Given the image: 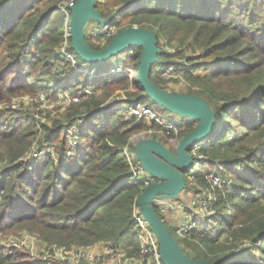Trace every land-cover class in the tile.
<instances>
[{
  "label": "trees",
  "instance_id": "1",
  "mask_svg": "<svg viewBox=\"0 0 264 264\" xmlns=\"http://www.w3.org/2000/svg\"><path fill=\"white\" fill-rule=\"evenodd\" d=\"M64 1L0 0V102L11 95H35L43 80L53 84L47 99L63 89L81 95L78 102L57 107L59 115H53L52 106L0 108V230H25L66 246L123 242L136 251L133 215L146 185L132 173L124 150L134 151L128 140L147 121L126 117L122 106L156 104L136 78L142 46L119 53H129L123 66L135 70L133 77L78 73L83 67H104L118 55L98 63L82 60L71 47L64 21L71 8ZM94 6L111 22L120 16L118 31L150 29L159 47L162 38L176 41L173 52L160 48L149 70L151 81L170 90L159 70L175 65L190 84L178 92L204 98L215 112L214 127L198 142L207 159L192 178L184 174L185 190L211 195L213 213L178 234L157 206L156 212L192 258L264 264V0H95ZM110 39L102 33L86 36L94 49ZM63 44L78 59V68L64 57ZM169 54L180 60L164 59ZM85 88L91 92L83 94ZM159 112L169 118L166 112L173 113L165 107ZM72 124L79 126L80 141L70 147ZM196 124L195 119L176 120L177 136ZM51 147L55 155L46 152ZM43 150L44 160L37 161L34 152ZM211 172L227 181L214 184L206 177ZM12 247L0 245V264H45L28 248Z\"/></svg>",
  "mask_w": 264,
  "mask_h": 264
},
{
  "label": "water",
  "instance_id": "2",
  "mask_svg": "<svg viewBox=\"0 0 264 264\" xmlns=\"http://www.w3.org/2000/svg\"><path fill=\"white\" fill-rule=\"evenodd\" d=\"M94 5L95 0H76L74 5L70 6L69 35L71 47L76 54L88 62H102L130 45H141L136 78L146 94L173 113L197 120L195 127L174 144V151L158 138L142 133L133 135V154L143 168L156 179L141 191L138 207L157 237L162 261L165 264H210L205 259L190 257L181 249L164 220L156 212L154 199L169 195L177 197V193L185 188L184 174L189 173L193 166L190 147L200 142L212 130L215 112L200 96L165 90L151 81L149 70L151 64L159 59L160 53L158 38L152 30L139 26L126 27L115 33L103 48H92L86 41L89 24L91 21L98 24L108 21V18L101 17Z\"/></svg>",
  "mask_w": 264,
  "mask_h": 264
},
{
  "label": "built area",
  "instance_id": "3",
  "mask_svg": "<svg viewBox=\"0 0 264 264\" xmlns=\"http://www.w3.org/2000/svg\"><path fill=\"white\" fill-rule=\"evenodd\" d=\"M75 2L76 0H66L65 3L67 6H72ZM115 17L117 18V15ZM112 24L113 22L108 20L104 24L97 23V26H103L102 28L105 32V35L112 37L115 33V28L111 26ZM97 26H94L93 28L88 27L86 36L95 34L97 32V29H95ZM160 48H162L161 45ZM62 52L66 60L69 61V64H71L74 68H78V59L75 57V55L70 50H66L65 48H62ZM123 72H125L129 77H133L135 71L132 69L131 73H128V69H125L123 65L117 63L115 67L104 72V74H107V76H109L117 75ZM159 75L165 78L177 77L180 76V73L177 72L175 68L168 67L167 69L159 70ZM169 87L172 88L173 86L169 84ZM90 92L91 90L89 88H85L83 90V94H88ZM58 95L60 96L58 102H60L61 104L78 102L81 98V95L71 92ZM39 96L40 98L23 96L19 97L17 100L22 101L23 103H31L33 101H36L38 98L41 99V101L46 100L42 93H40ZM122 108L124 112H127L131 116H135L137 118L145 117L152 121H156L162 130L166 131L167 133H173L171 142L178 141V128L175 125L174 120L165 118L158 111L153 110L150 106L142 102L123 104ZM78 130L79 126L77 124H72L68 127L67 134L69 133L74 135L76 139V133L78 132ZM46 152L54 153L55 151L54 148L51 147ZM124 152L131 164L132 173L135 176L142 178L146 186L156 181V179L143 168L140 161L135 158L134 155H131L130 151H127V147H125ZM190 153L193 157V166L188 173V176L192 178V173L200 167V165L207 159V156L202 151V145L200 143L195 144L192 147ZM33 156L37 157V153L34 152ZM206 177L217 185H221V183L227 181L219 174L212 172L208 173ZM210 198V194H208L207 196L201 195L199 197L191 199L190 202L186 205L183 204V202L180 200L176 201L175 205L185 211V220L183 223H180L181 228L176 229L178 234H183L189 228L193 227L198 221H201V219L206 218L205 220H208L207 215L213 213L211 207L209 206ZM157 200L159 201V203H165L164 199L155 198V204ZM133 216L134 223L132 228L138 235L140 241L138 251L134 256H129L125 248L126 246L120 242L102 241L87 245L72 246L61 245L55 242H44V244L40 246L39 244H37L36 239H33L35 235L27 232H25V234L23 233L20 236V239H11V241L14 243L12 244L14 246L16 243H20L22 246L28 248L32 258L43 261L45 262V264H132L133 262L136 264H165L160 257L157 237L154 234L153 230L150 228L145 217L140 212L138 206L134 210Z\"/></svg>",
  "mask_w": 264,
  "mask_h": 264
},
{
  "label": "rangeland",
  "instance_id": "4",
  "mask_svg": "<svg viewBox=\"0 0 264 264\" xmlns=\"http://www.w3.org/2000/svg\"><path fill=\"white\" fill-rule=\"evenodd\" d=\"M64 2H66V0L64 1ZM65 5H66V3H65ZM112 8V10H111V12H113V10L116 8V6H113V7H111ZM110 8V9H111ZM118 17H120L119 15H117V18L116 17H114V19H113V24L111 25V26H113L114 28H115V33H117V32H119L118 31V27H119V25H117V23L115 22V20H117L118 19ZM103 18V17H102ZM64 21H66V23H67V21L69 22V19H68V15L66 16V18H65V20ZM94 26H97V23H90L89 24V28H93ZM103 26H97L95 29H97V32L96 33H102V35H105V32L103 31V28H102ZM95 33V34H96ZM114 33V34H115ZM105 36H107V35H105ZM108 37H110V36H108ZM160 45H161V47L163 48V50H165V51H168V52H173V49L175 48V47H177V45H178V43L176 42V41H173V42H167L164 38H162L161 39V42H160ZM66 47V45L65 44H63L62 45V48H65ZM196 51H198V49L196 50ZM118 55V57L117 58H115L110 64H106L104 67H100V64L99 65H97V66H95V67H83L82 69H80L79 71H78V73H82V74H84V75H87V76H90V77H106L107 76V74H104V72H106V71H108L109 69H112L113 67H115V65L117 64V63H119V64H121V65H124V62H126V60L128 59V57H129V53H125V54H122V55H119V53L117 54ZM164 59H166V60H169V61H176V60H180V58L179 57H177V56H170V54L169 55H167V57H165ZM98 63V62H97ZM77 64H78V62H77ZM71 67H73L72 65H71ZM169 67H172V68H175V65H169ZM168 67H163L162 69H167ZM73 69V68H72ZM128 70H129V72L128 73H131V70L133 69V68H127ZM134 70V69H133ZM135 71V70H134ZM135 73V72H134ZM117 75H119V74H117ZM160 76V75H159ZM111 77H114L113 75H111ZM163 78H165V77H163ZM164 84H167V85H172L173 87V89L172 88H170L171 90L170 91H175V92H178V91H182L183 89L185 90L190 84H189V82H187V80L183 77V75H180V76H177V77H166L165 79H164ZM40 86H39V88L40 89H38V93H36L35 95H33V94H23V95H11L10 96V98L9 99H7V100H5V101H2V102H0V108H6V107H12V108H20V107H30V108H46V107H49V106H52L53 107V115H59L58 113L61 111L60 109H58L60 106H61V103L60 102H58V100H59V98H60V96L58 95V94H60V95H62V94H64V93H68V92H71V90H68V89H63V90H59V91H57L55 94H52L51 96L52 97H50L49 96V99H47L48 97H47V95L49 94V93H51V91H53L54 92V90H52L51 88H50V85H53L52 84V82H49V81H46V80H43V81H41V83L39 84ZM180 89V90H179ZM169 90V89H168ZM117 92V91H116ZM40 93H42V95H44V98H46V100H44V101H41V99H39L40 98V96H39V94ZM72 93V92H71ZM23 96H28V97H39L36 101H33V102H31V103H22V101H18L17 99L19 98V97H23ZM49 101V102H48ZM116 101H118V100H116ZM115 100H114V102H112V104L113 103H115L116 102ZM118 106H119V104H118ZM56 107V108H55ZM58 107V108H57ZM119 107H121V105L119 106ZM153 110H155V111H160V109L162 108V106L161 105H159L158 103H156V104H154V105H152V106H150ZM33 110V109H32ZM126 117H128V116H130L127 112H122ZM160 113V112H159ZM166 114H170V116H171V118H169V117H167L166 115H164L165 116V118H167V119H170V120H174V121H176V120H179L180 118H181V116L180 115H178L177 113H170V112H166ZM145 118V117H144ZM146 119V121H147V124H146V128L145 129H142V130H140V131H138V132H136V133H134V134H132L131 136H130V138H129V140H128V143L129 142H131V143H133V135H136V134H145V135H147V136H149V137H153V136H155L156 138H158L159 140H161L162 142L164 141L165 143H167V141L169 142V145L170 146H172V147H174V144L175 143H177V141L176 142H171V139H172V136H173V133H167L166 131H164V130H162L160 127H159V125L157 124V122L156 121H152V120H150V119H148V118H145ZM189 119V118H188ZM44 121H47V120H44ZM161 131H163V132H161ZM77 136V135H76ZM67 138H68V140H69V145H70V147H72L73 145L74 146H76L77 144H78V142L80 141L79 139H77V137H76V139H75V136L74 135H72V134H67ZM179 138H181V137H179ZM178 138V139H179ZM167 140V141H166ZM134 145V144H133ZM168 145V144H167ZM201 145H203V144H201ZM125 147H127V146H125ZM175 148V147H174ZM127 151H130L131 152V155H134L133 154V150L132 149H130V148H128L127 149ZM44 150H43V152L41 151H39L38 153H37V161L38 160H41V162L44 160L43 159V157H44ZM51 155H55V152L54 153H50ZM0 165H1V163H0ZM185 191V196L183 197H181V195H182V193ZM182 191H180L179 193H177L178 194V198H182V199H179L180 201H182L183 202V204H188L189 202H190V200L191 199H193V198H196V197H199V196H201V193H198L197 195H195V196H192V193L194 194V192H193V190H185V189H183ZM190 194L191 195V197L189 196L188 197V195L187 194ZM166 197H169V198H174L175 196H173V195H169V196H166ZM179 209V213H180V216H181V218H182V216H185V211H183L182 209H180V208H178ZM174 211H177V210H174ZM194 211V210H193ZM192 211V212H193ZM169 212H172V209L171 210H169ZM183 214V215H182ZM179 220L178 219H175V220H172V223H167V225H168V227H169V229L170 230H172L173 229V227L175 228L174 230H175V232L177 233V231H176V229H180L181 228V225H180V223H183L184 222V219L182 220V222H179ZM23 231H25V230H20V231H17V232H9V230L7 231V230H0V245H2L3 247H5V248H8V249H10V247H12L13 245L12 244H14L12 241H11V239H20V236L24 233L25 234V232H23ZM28 233V232H27ZM35 235V237L33 238V239H36V242H37V244H39L40 246H42L43 244H44V241L42 240V237L41 236H39L37 233H33L32 232V235ZM140 242V241H139ZM120 243H122L123 244V242H120ZM65 245V244H64ZM124 245V244H123ZM126 247V251H127V253H128V255L129 256H134V255H136V253H137V249H138V246L136 247V251H135V246L134 245H125ZM13 247H16V248H26V247H24V246H22L20 243H16L15 244V246H13ZM12 247V248H13ZM132 251V252H131Z\"/></svg>",
  "mask_w": 264,
  "mask_h": 264
},
{
  "label": "crops",
  "instance_id": "5",
  "mask_svg": "<svg viewBox=\"0 0 264 264\" xmlns=\"http://www.w3.org/2000/svg\"><path fill=\"white\" fill-rule=\"evenodd\" d=\"M183 192V191H182ZM185 191L182 193L181 197L185 196ZM187 194V193H186ZM188 197L191 195L187 194ZM192 196H195V194L192 193ZM178 198V197H174V198H169V197H158L159 199H164L165 203H159V201H156V206L159 208L160 213L162 214V216L164 217V219L166 220L167 223H172V220L178 219L179 222H182V220H185V216H180V213L178 212L179 209L177 207V205H175L176 201H179V199L182 198ZM172 209V212H169V210ZM177 210V211H174ZM183 215V214H182ZM178 222V223H179ZM173 224V223H172ZM132 264H136V263H132Z\"/></svg>",
  "mask_w": 264,
  "mask_h": 264
},
{
  "label": "flooded vegetation",
  "instance_id": "6",
  "mask_svg": "<svg viewBox=\"0 0 264 264\" xmlns=\"http://www.w3.org/2000/svg\"><path fill=\"white\" fill-rule=\"evenodd\" d=\"M91 23H93V21H91ZM190 152V151H189Z\"/></svg>",
  "mask_w": 264,
  "mask_h": 264
}]
</instances>
